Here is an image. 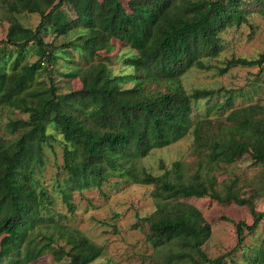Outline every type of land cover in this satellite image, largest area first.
Masks as SVG:
<instances>
[{"label":"trees","instance_id":"1","mask_svg":"<svg viewBox=\"0 0 264 264\" xmlns=\"http://www.w3.org/2000/svg\"><path fill=\"white\" fill-rule=\"evenodd\" d=\"M0 10L9 22L0 40V111L24 115L0 133V264H28L46 254L68 264L100 258L105 246L62 220L67 216L56 210L54 193L73 212L75 190L102 188L113 177L154 186L155 211L133 225L153 247L140 264H230L228 256L235 264H264V238L245 243L246 231L255 233L264 220L255 200L260 190L244 196L237 175L219 183L215 173L245 155L264 165V104L235 106L248 90H189L183 80L192 69L262 73L264 51L220 57L223 34L247 24L253 33L250 17L264 16V0H0ZM32 14L40 20L25 25L21 18ZM55 73L79 79L81 87L64 91ZM202 103L207 112L194 119ZM191 131L194 160H176L159 175L141 169L152 150ZM54 142L62 145L57 175L64 185L50 188L40 174ZM205 196L246 205L253 216L252 224H236V247L216 258L203 248L212 225L182 200Z\"/></svg>","mask_w":264,"mask_h":264},{"label":"rangeland","instance_id":"2","mask_svg":"<svg viewBox=\"0 0 264 264\" xmlns=\"http://www.w3.org/2000/svg\"><path fill=\"white\" fill-rule=\"evenodd\" d=\"M1 12L2 10H0V40L6 38L9 28V22ZM250 18L254 29L253 33L251 26L247 24L240 29L231 28L223 34L226 44L220 62L233 55L253 58L264 51V16L254 13ZM21 19L25 25L35 26L40 17L32 14L25 15ZM127 50V48L121 49L122 52ZM116 53L119 51L114 49L111 65L114 72L118 73L121 71L118 63L120 59L119 55H115ZM77 59L80 60L79 57ZM257 75H260L261 78L260 86L252 91V81ZM54 76L64 91L81 87L79 79L68 81L66 77L60 76L58 73H55ZM183 80L189 90L203 86L214 88L223 86L236 90L242 88L248 90V94L237 98L235 106L256 102L264 104V70L260 73L257 67L234 68L224 75L192 69L184 76ZM215 101L216 98L212 100V103ZM207 109L208 105L205 103L197 106L194 119L204 116ZM212 114L213 117L216 116V114ZM19 116L24 115L0 111V133H5L4 124L7 121ZM192 146L193 133L191 131L172 145L152 150L148 156L140 160L139 166L152 174H162L165 171L163 166L170 168L176 160L184 159L188 162L194 160ZM47 159L40 174L42 182L50 188L57 187L59 184L64 185V175L61 172L57 175L58 166L63 163V150L59 142H54L53 148H47ZM215 173L219 183L237 175L244 196L249 195L250 190H255V187H258L260 191L255 199L256 205L258 210L264 211V165L255 164L248 155H245L233 164H222L216 167ZM153 191L154 186L151 184L135 183L125 178L113 177L102 188L94 187L84 190L83 193L75 190L71 197L75 205L73 212L69 210L62 195L55 192V208L67 216L62 219L67 225L82 230L93 241L105 246L104 254L91 264H140L153 252V247L147 241L145 231L140 228L135 229L133 225L140 217L151 215L155 211L156 201ZM182 200L197 206L212 225V235L203 246L212 258L226 254L236 247L238 242L236 224L239 221L253 223V216L248 206L239 205L234 201L221 203L209 196ZM246 233V245H257L264 238V220L255 233L249 234L247 231ZM235 256L242 258V251L235 253ZM227 259L230 264H235L229 256ZM68 261V258L57 261L53 255L46 254L28 264H68Z\"/></svg>","mask_w":264,"mask_h":264}]
</instances>
